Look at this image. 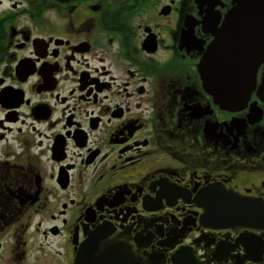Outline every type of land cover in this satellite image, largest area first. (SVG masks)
<instances>
[{
	"label": "flooded vegetation",
	"instance_id": "1",
	"mask_svg": "<svg viewBox=\"0 0 264 264\" xmlns=\"http://www.w3.org/2000/svg\"><path fill=\"white\" fill-rule=\"evenodd\" d=\"M234 2L0 0V264H264L262 68L200 73Z\"/></svg>",
	"mask_w": 264,
	"mask_h": 264
},
{
	"label": "water",
	"instance_id": "2",
	"mask_svg": "<svg viewBox=\"0 0 264 264\" xmlns=\"http://www.w3.org/2000/svg\"><path fill=\"white\" fill-rule=\"evenodd\" d=\"M234 8L216 33L214 43L204 57L200 73L206 86L222 106L246 102L262 78L259 92L264 95V0H235ZM217 211L223 218L212 219L228 227L231 220L226 204ZM209 213V212H208ZM81 257L78 258L80 264Z\"/></svg>",
	"mask_w": 264,
	"mask_h": 264
}]
</instances>
